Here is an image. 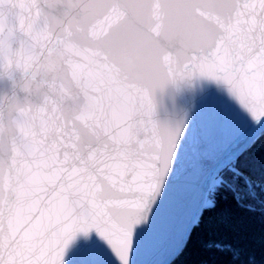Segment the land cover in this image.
<instances>
[{"label":"snow or ice","instance_id":"snow-or-ice-1","mask_svg":"<svg viewBox=\"0 0 264 264\" xmlns=\"http://www.w3.org/2000/svg\"><path fill=\"white\" fill-rule=\"evenodd\" d=\"M229 206L264 215V0H0V264L238 255Z\"/></svg>","mask_w":264,"mask_h":264},{"label":"trees","instance_id":"trees-1","mask_svg":"<svg viewBox=\"0 0 264 264\" xmlns=\"http://www.w3.org/2000/svg\"><path fill=\"white\" fill-rule=\"evenodd\" d=\"M227 212L231 226L216 233L215 238L238 255L204 252L194 246L182 257V264H264V215L260 208L248 212L229 206Z\"/></svg>","mask_w":264,"mask_h":264},{"label":"water","instance_id":"water-1","mask_svg":"<svg viewBox=\"0 0 264 264\" xmlns=\"http://www.w3.org/2000/svg\"><path fill=\"white\" fill-rule=\"evenodd\" d=\"M213 95H215V89H211ZM162 105H167L170 103V100L167 97H164L160 100ZM141 260L145 262V264H162V262L171 259L170 256H164L160 254L155 249H148L145 253L140 257Z\"/></svg>","mask_w":264,"mask_h":264}]
</instances>
